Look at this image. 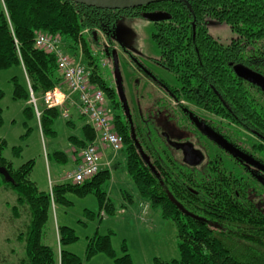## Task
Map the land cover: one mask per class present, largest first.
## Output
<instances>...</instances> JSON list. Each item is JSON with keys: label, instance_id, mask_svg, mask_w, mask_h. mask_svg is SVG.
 I'll return each instance as SVG.
<instances>
[{"label": "trees", "instance_id": "trees-1", "mask_svg": "<svg viewBox=\"0 0 264 264\" xmlns=\"http://www.w3.org/2000/svg\"><path fill=\"white\" fill-rule=\"evenodd\" d=\"M155 12L163 14V18L154 22V40L160 49L158 60L178 82L160 84L152 76L160 95L153 105L163 106L162 114L168 119L167 124L158 125L160 136L156 133L155 120L146 133L144 128L140 134L135 126H130L122 100H116V90L103 77L97 53L89 48L85 38L88 34L91 41H98L102 34L110 49L114 37H118L116 23L120 18ZM209 18L229 25L234 36L228 44L209 31ZM39 32H49L67 41L65 48L75 58L81 50V58L91 72L90 83L106 94L110 109L111 103L122 108L123 117L118 113L111 115L116 132L124 139L119 152L125 151L126 172L138 194L146 200L143 205H151L160 210L165 219H171L180 238V257L166 262L155 259L156 264H264V208L250 209V204L245 206L237 197V191L241 196L246 192L235 178L241 171H222L219 176L215 170L206 169L214 161L210 160L214 153L220 155L224 148L222 143L196 125L201 135L214 141L217 150L212 147L209 150L206 142H200L202 151L209 154H205L206 161L199 166L187 164L181 149L172 145V142L190 141V126L194 123L189 113L198 117L197 109L214 115L222 113L228 130L236 129L233 124L240 121L252 133L264 136V86L251 83L236 71L240 65L251 66L258 61L257 68L264 78V0H158L124 10L89 7L70 0H0V70L14 65L21 68L24 80L18 75L13 77L12 97L25 103V125L40 119L39 127L44 135H56L53 125L58 117L66 118L68 124L75 127L71 117L72 111L77 110L86 121L80 133L73 134L69 140L79 158L83 148L96 140V131L88 117L79 112L76 103L67 100L62 109L46 107L43 102L42 114L37 119L30 102V87L42 101L45 93L57 87L68 91L56 55L36 45L35 37ZM3 93L0 89V97ZM64 111L68 112V117ZM28 128L31 127L28 125ZM235 133L243 137L237 130ZM226 142L235 145L229 140ZM7 148V139L0 138V165L7 168L13 178L8 181L0 174V190L10 188L16 201L0 204L8 206L18 234L16 240L24 245V255L18 264H57L58 261L82 264L81 256L67 248L78 240L72 227L58 226L59 253L56 247L44 242L53 204L71 203L67 197L69 192L79 195L92 192L98 196L101 209L114 214L116 207L104 189L112 177L111 170L120 166L116 160L119 152H113V157L108 156L105 163V149L101 152L102 166L95 176L80 183H54L51 191L38 187L29 176L35 166L34 159L15 165L14 159L22 155L21 146H12L10 157L4 155ZM257 151L262 157L263 153L258 148ZM54 155L59 161L69 159L63 151H55ZM24 214L28 218L24 224L15 222ZM111 234L90 237L87 257L103 252L114 257L116 264H133L126 251L123 256H117Z\"/></svg>", "mask_w": 264, "mask_h": 264}, {"label": "rangeland", "instance_id": "rangeland-1", "mask_svg": "<svg viewBox=\"0 0 264 264\" xmlns=\"http://www.w3.org/2000/svg\"><path fill=\"white\" fill-rule=\"evenodd\" d=\"M208 21L209 31L222 43L228 44L234 36L229 25L211 18ZM116 25L119 38L114 37L110 49L107 48L104 38L91 41L88 34L85 38L88 40L89 48L97 53L96 60L103 77L114 86L117 93L116 100H122L121 93H123L129 108H135L136 102L139 101L141 103L139 108L141 107L144 111L149 110L160 95L157 89L145 79L143 67L156 70L159 76L167 79L172 85L178 84L174 75L156 62L160 58V49L153 35L156 24L143 15H137L120 18ZM62 43L64 46V42ZM76 57L78 59L83 57L81 50ZM116 64L120 70L122 91L117 82ZM15 75H18L21 81L24 80L19 66L14 65L0 70V89L4 90L3 96L0 97V138H6L8 142L4 155L10 157L11 147L21 146L22 155L14 159L15 165L34 159L35 166L29 176L38 187L49 190V182L52 179L57 176L64 179L65 175L72 173L76 167L79 158L74 152L76 148L69 137L80 133V123L78 122L76 127H71L67 119L60 116L53 125L57 131L56 135H44L39 127L40 119L38 118V121H30L28 125L31 128H28V125H25L27 121L24 114L25 103L12 97V79ZM42 103L40 99V106ZM111 105L112 113H118L123 117L122 108H116L113 103ZM200 112L207 116L209 114L202 110ZM72 150L76 156L73 155ZM55 151L65 152L69 157L68 161L57 160ZM106 155L112 158L113 150L108 149ZM125 156V151L121 150L116 159L120 166L111 170L112 177L104 189L111 197L116 212L110 215L101 209L98 196L92 192L86 195L69 192L67 197L71 203L57 202L52 208L51 218L46 226L45 243L56 247L59 253L57 229L59 225H68L76 231L78 240L67 245V248L81 256L82 264H116L114 257L103 252L87 257L88 239L96 234L112 233L111 241L117 256H123L126 251L130 254L133 264H156L155 259L166 262L180 257V249H178L180 238H178L177 227L171 219H165L160 210H155L151 205L146 204L147 208L144 209L146 205L143 204L146 200L138 194L135 183L126 172ZM15 199L16 196L10 188H7V191L0 190V202L15 203ZM10 214L8 206L1 203L0 264H18L24 255V245L16 240L18 234L12 222L14 218ZM27 219L24 214L15 222L24 224ZM57 264H60L59 261Z\"/></svg>", "mask_w": 264, "mask_h": 264}, {"label": "flooded vegetation", "instance_id": "flooded-vegetation-1", "mask_svg": "<svg viewBox=\"0 0 264 264\" xmlns=\"http://www.w3.org/2000/svg\"><path fill=\"white\" fill-rule=\"evenodd\" d=\"M136 9V8H132ZM101 34V32H99ZM100 37V36H99ZM100 38H104L101 34ZM251 57V56H250ZM254 59H251L252 61ZM156 62L159 64L160 67L164 68L167 72H169L164 65L161 64V62L156 60ZM264 62V59L262 60V63ZM259 64L258 61H255L252 63V65H255L256 67L247 66L250 70H254L260 75V71L257 68V65ZM144 69V75L145 79L148 80V82L151 83L153 87L156 89H159L155 82L152 79V76L155 80H158L160 84L162 83H169L167 79H164L162 76H159V74L156 72V70L148 69L146 67H143ZM170 73V72H169ZM161 91V90H160ZM219 101H221L219 99ZM135 108H129L128 109V120L130 123V126H135V130L141 134L142 128H144L145 131L148 132L147 129L149 125L154 121L156 133L158 136H160L161 131L158 129V125L163 126L167 124V117H165V114L163 113V106L153 105L151 109L149 110H142L141 107L139 108L140 104L139 101L136 102ZM155 104V103H154ZM221 107V105H219ZM217 107L216 109H219ZM207 114H201L200 110L195 111L198 114V117L192 115L189 113L190 117L193 119L192 123H194L193 127L190 126L192 131L189 132V135L191 136L190 142L193 144V146L197 149H200L202 151L203 147L201 146L200 142L207 143V148L210 150L212 147L216 150V146H214V141L211 142L209 139L205 138V136L201 135L199 130L197 131L196 125L200 126V128L208 134V136H212L215 138L218 142L222 143L224 148L220 150V155L217 153H214V157H212L213 162L209 163L210 165L206 167L208 170H215L216 174H219L221 176L222 171H225L227 173L232 172L234 170L241 171L240 175H236V179L239 181L238 183H241L243 188L246 190L242 196L237 191V197L245 203V206L247 204H250V209H258V208H264V166L261 165V163H264V136L256 135L252 133V131L248 130L244 123L238 122L234 123L233 126L236 127V129L228 130L225 127V123L223 122V116L222 113L219 115L212 114L210 112H207L206 110H203ZM135 115V117H133ZM133 117V118H132ZM196 119V120H194ZM156 122V123H155ZM167 122V123H166ZM142 129V130H141ZM196 129V130H195ZM235 130L243 134V137H239L237 133H235ZM167 135L166 131L162 132V135ZM147 137V136H146ZM203 139V140H202ZM147 140H150L149 137H147ZM226 140H229L235 145H231L230 142H226ZM202 148V149H201ZM225 148L227 150L225 151ZM257 148L263 153L262 157L259 156V152L257 151ZM203 152V151H202ZM204 153L203 155L205 157ZM216 157V159H215ZM256 158V159H255ZM206 161V157L204 160L199 163L202 164ZM195 166V165H192ZM199 166V165H197ZM222 179V178H221ZM227 179V178H226ZM224 179H222V183ZM228 180V179H227ZM227 180L225 183H227ZM194 193H199L194 190H191ZM213 213V212H212Z\"/></svg>", "mask_w": 264, "mask_h": 264}, {"label": "built area", "instance_id": "built-area-1", "mask_svg": "<svg viewBox=\"0 0 264 264\" xmlns=\"http://www.w3.org/2000/svg\"><path fill=\"white\" fill-rule=\"evenodd\" d=\"M36 45L46 51L53 52L58 61L60 73L63 74L68 91L65 92L61 87L48 91L43 96L46 107H61L69 100L75 102L79 112L88 117L92 127L96 131V140L83 148L80 154V161L75 171L69 174L74 182H83L97 174L100 169L101 152L103 149L110 148L115 153L123 146L124 139L116 132L108 105L106 94L90 83L91 72L82 61H77L63 49L62 39L49 32H39L36 37ZM30 102L35 108L37 117L42 114L39 107V97L34 95L30 87ZM68 117V112L64 111Z\"/></svg>", "mask_w": 264, "mask_h": 264}, {"label": "water", "instance_id": "water-1", "mask_svg": "<svg viewBox=\"0 0 264 264\" xmlns=\"http://www.w3.org/2000/svg\"><path fill=\"white\" fill-rule=\"evenodd\" d=\"M77 4L81 3L87 6H93L97 8H106V9H128V8H136L140 6L147 5L149 3L157 2L158 0H70ZM144 17L149 18L151 21H159L161 18H163V14L160 12L155 13H145L143 14ZM118 36V34H117ZM119 38V36H118ZM116 70V76H117V82L119 83V88L121 89V81H120V70L117 67H115ZM236 71L239 76L245 77L247 80H249L251 83H256L259 85L264 86V78L259 75L254 70H250L246 66L240 65V67L236 68ZM122 94V102L124 104L125 113L128 115V109L129 105L126 104L125 96ZM172 145L176 147L177 149H181L183 158L187 164L190 165H199L204 160L203 152L200 149H197L193 146V144L190 141L178 143V142H172ZM137 146H139L137 142ZM143 152V151H142ZM144 155V152L142 153ZM115 167V166H114ZM0 174H2L6 180L12 181L13 178L10 176L9 171L4 166L0 165ZM180 205V204H179Z\"/></svg>", "mask_w": 264, "mask_h": 264}, {"label": "crops", "instance_id": "crops-1", "mask_svg": "<svg viewBox=\"0 0 264 264\" xmlns=\"http://www.w3.org/2000/svg\"><path fill=\"white\" fill-rule=\"evenodd\" d=\"M65 43H67V41H65ZM72 119L71 120H73V123H74V126L76 127L77 125H78V122L80 123V125H79V128L84 124V122L86 121V119H84V118H82L79 114H78V112H77V110H73L72 111V117H71ZM108 150H106L105 151V154H104V159H103V162H105V160H108V157H107V155H106V152H107ZM75 162V161H74ZM73 162V163H74ZM53 180V182H55V183H60V182H63V179L61 178V176H57L55 179H52ZM124 204V203H123Z\"/></svg>", "mask_w": 264, "mask_h": 264}]
</instances>
